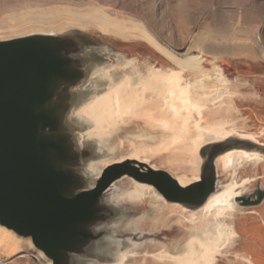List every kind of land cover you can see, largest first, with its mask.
<instances>
[{
    "label": "water",
    "instance_id": "1",
    "mask_svg": "<svg viewBox=\"0 0 264 264\" xmlns=\"http://www.w3.org/2000/svg\"><path fill=\"white\" fill-rule=\"evenodd\" d=\"M64 26L0 36V228L30 241L50 264H118L131 249L136 255L123 264H172L155 254L184 253L193 234L185 218L232 178L231 170L218 166V158L238 150L264 157V144L237 135L206 143L198 151V179L187 185L177 177L190 178V173L169 150L147 161L129 158L132 148L125 140L154 148L160 131L135 119L112 134L99 135L86 110L120 82L124 73L117 68L127 61L141 72L175 66L141 39L105 34L89 24ZM188 74L194 73L184 72V80L201 79L200 73L195 78ZM229 81L211 88L205 81L207 87L192 97L200 104L197 117L202 123L230 114V104L204 108L210 90L217 95L236 92L239 80ZM158 104L147 102L146 107L158 112ZM168 152L178 163L168 162ZM129 181L152 188L165 207L150 209L149 200L139 206L120 202ZM259 183L234 197L237 208L264 201ZM141 216L139 228L126 230Z\"/></svg>",
    "mask_w": 264,
    "mask_h": 264
},
{
    "label": "bare ground",
    "instance_id": "2",
    "mask_svg": "<svg viewBox=\"0 0 264 264\" xmlns=\"http://www.w3.org/2000/svg\"><path fill=\"white\" fill-rule=\"evenodd\" d=\"M89 14L91 16L85 18L66 16L65 22L74 26L93 24L102 33L115 34L123 38L131 35L145 41L175 66L174 69L147 67L141 72L131 60L117 68L124 73L120 82L109 88L86 110L89 117L95 122V133L99 135L112 134L119 128L126 127L135 119L144 121L150 130L160 131L159 145L151 148L145 146L143 141L136 142L127 139L124 142L132 148L129 158L147 161L148 158L168 150L179 155L184 168L191 175L190 178L177 177L182 185H187L198 179L197 172L200 164L198 151L206 143L221 141L231 135H237L252 142H259V137L244 129L247 126H243L241 118L205 121L204 123L200 118L193 121L192 112L197 111L199 114L201 108L200 104L194 102L192 97L196 98L197 92L207 87L204 86V82H215L221 87L231 83L225 78L221 68L215 66L214 70L205 73L203 66L205 59L200 53H191L190 50H186L182 54H176L162 46L150 32L141 26L125 28V26L109 21L107 16L98 12H90ZM54 20L55 18L33 19L16 24L8 23V25L0 27V36L18 33L23 30L19 27L26 23L36 22L37 25L30 27L37 28L43 26L40 24L44 22ZM64 24L57 27L52 26V28H64ZM197 47L215 52L203 44ZM112 71L113 69L105 71V77H108ZM184 72L200 73L201 79L184 80L182 76ZM228 99V103L232 104L236 97L229 95ZM147 102L159 103V111L156 112L146 107ZM262 159L263 156L260 154L243 150L231 151L218 158L217 164L223 171H232L231 180L213 194L199 210L189 212L188 217L185 218V221L192 227L193 234L185 245L184 253L177 256H167V253L161 251L155 254L157 255L156 258L160 260L169 258L172 264H216L217 256L223 250L233 246L236 240L233 214L237 207L233 199L238 194L243 193L245 189L253 187L257 179L256 175L252 174L236 180L234 178L236 171L247 165L256 167ZM102 165H106V163ZM169 166L171 169H177L174 164ZM129 182L131 187L123 193L120 202L139 206L144 201L149 200L151 201L149 203L150 209H155L160 205L163 207L165 203L152 188L133 181ZM229 219H231L230 222ZM143 220L144 216H141L131 221L127 224L126 230L139 228ZM29 245L31 246L30 241L27 240L21 244L13 245L11 248L18 253L22 248ZM37 252L40 256L42 255L38 250ZM121 255L118 264H123L125 260L136 255V253L134 249H131ZM46 264H50L47 259Z\"/></svg>",
    "mask_w": 264,
    "mask_h": 264
},
{
    "label": "rangeland",
    "instance_id": "3",
    "mask_svg": "<svg viewBox=\"0 0 264 264\" xmlns=\"http://www.w3.org/2000/svg\"><path fill=\"white\" fill-rule=\"evenodd\" d=\"M90 12L107 16L109 21L125 28L141 26L162 46L176 54L186 50L200 53L205 59V69H209L207 72L218 66L226 79L241 76L256 79L259 87L264 89V0H0V27L26 20L55 18L52 22L40 24L43 25L41 28L50 29L69 24L65 22L66 16L85 18L91 16ZM32 25L37 23H26L19 28L25 30L33 28L30 27ZM88 28L92 29L93 24H89ZM128 39L139 41L131 35ZM201 44L215 52L198 48ZM189 76L195 78L198 75ZM214 85L219 84L213 82L209 87ZM210 91L204 108L218 109L230 104L229 94L217 95ZM262 113L259 111V126L251 121L244 129L259 137V142L264 144ZM197 116V111H193V121L198 120ZM166 159L178 163V158L174 160L170 152ZM155 164L167 168L164 162L157 161ZM252 174L257 179L253 187L245 189V192L254 190L258 179L264 189V157L256 167L247 165L240 168L235 179ZM239 210L241 208L236 209L233 218ZM23 242L26 240L0 228V264H46V258L43 254L40 256L31 243L18 253L12 250L11 246ZM231 248L217 256L216 264L225 262L226 251Z\"/></svg>",
    "mask_w": 264,
    "mask_h": 264
},
{
    "label": "crops",
    "instance_id": "4",
    "mask_svg": "<svg viewBox=\"0 0 264 264\" xmlns=\"http://www.w3.org/2000/svg\"><path fill=\"white\" fill-rule=\"evenodd\" d=\"M235 78L239 80V86L233 94L236 99L230 104V114L226 119L241 118L243 126L251 121L259 126V111L264 115V89L259 87L256 79ZM233 222L236 240L226 251L222 264H264V201L255 207L241 208Z\"/></svg>",
    "mask_w": 264,
    "mask_h": 264
}]
</instances>
